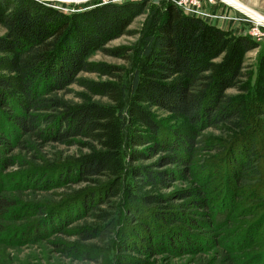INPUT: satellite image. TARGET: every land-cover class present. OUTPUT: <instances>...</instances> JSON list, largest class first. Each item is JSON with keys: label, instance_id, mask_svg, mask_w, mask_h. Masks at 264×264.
<instances>
[{"label": "trees", "instance_id": "16d2710c", "mask_svg": "<svg viewBox=\"0 0 264 264\" xmlns=\"http://www.w3.org/2000/svg\"><path fill=\"white\" fill-rule=\"evenodd\" d=\"M146 4L0 0V238L88 264H264V100L244 80L259 45L166 2L129 67L88 60L121 55L105 45ZM260 68L259 92L264 49Z\"/></svg>", "mask_w": 264, "mask_h": 264}, {"label": "rangeland", "instance_id": "374dc122", "mask_svg": "<svg viewBox=\"0 0 264 264\" xmlns=\"http://www.w3.org/2000/svg\"><path fill=\"white\" fill-rule=\"evenodd\" d=\"M48 2L51 6H54L67 13H76L84 10H90L92 8L108 4L104 0H83L82 2L74 3L73 0H41ZM79 1V0H78ZM126 1H141V0H126ZM199 4L192 5L200 12L186 13L195 17H200L203 20L213 24L215 26L224 29L230 33L242 36H248L258 43V47L248 51L245 54L244 71L247 73L244 78L245 82H248L251 86L250 95H254L257 99L264 100V89L260 92L257 90L259 73H260V55L264 49V24L258 23V21H264V0H199ZM124 2V1H123ZM147 2L143 13L134 18L133 22L129 26V29L136 31L134 34H125L121 37L115 38L109 41L105 47L108 49L121 48V55H113L110 52L96 50L89 57V61L94 63H107L112 65L129 67L130 63L127 59L128 55L133 53L130 50L136 45L142 32L143 25L147 20L150 12L157 6H160L166 2H173L177 5L175 0H144ZM53 3V4H52ZM110 3H121L119 1H111ZM178 6V5H177ZM179 7V6H178ZM65 8V9H63ZM180 8V7H179ZM67 9V10H66ZM254 17L255 19H253ZM6 29L0 24V35L5 34ZM132 48V49H133ZM80 77L92 79L94 81L109 80L110 77L100 72H80ZM73 94H69L68 97H75L78 99V93H85L84 87L81 85L73 84L71 86ZM229 93H237L235 88L228 90ZM255 93V94H254ZM99 99L100 96H95ZM104 99V98H103ZM153 110L162 118L165 123L170 127H178L182 130H187L188 125L180 120L174 119L171 114L159 107H154ZM207 134L213 138H222L225 134L219 130L209 129ZM74 148H72L73 150ZM176 183L174 186H180ZM261 238V244L264 245V236ZM54 247L46 243H34V244H13L9 241L2 240L0 238V264H88L81 263L79 261L71 260L61 255V253L54 251ZM159 258V262L164 260ZM186 258L176 259L175 262L183 263Z\"/></svg>", "mask_w": 264, "mask_h": 264}, {"label": "built area", "instance_id": "2783aa9c", "mask_svg": "<svg viewBox=\"0 0 264 264\" xmlns=\"http://www.w3.org/2000/svg\"><path fill=\"white\" fill-rule=\"evenodd\" d=\"M75 1L74 3H78V2H82L83 0H73ZM105 2H111V1H119V2H123L126 0H104ZM177 5L186 13H197L200 12L197 9H195L192 5H198L199 4V0H175ZM192 4V5H191ZM65 9V8H63ZM67 10V9H66ZM259 23V22H258Z\"/></svg>", "mask_w": 264, "mask_h": 264}, {"label": "bare ground", "instance_id": "6f19581e", "mask_svg": "<svg viewBox=\"0 0 264 264\" xmlns=\"http://www.w3.org/2000/svg\"><path fill=\"white\" fill-rule=\"evenodd\" d=\"M253 19H255L254 17H252ZM257 22L264 24V21H258L257 19H255Z\"/></svg>", "mask_w": 264, "mask_h": 264}]
</instances>
